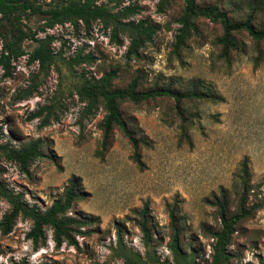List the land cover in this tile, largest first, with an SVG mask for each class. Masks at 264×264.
<instances>
[{
	"label": "rangeland",
	"instance_id": "374dc122",
	"mask_svg": "<svg viewBox=\"0 0 264 264\" xmlns=\"http://www.w3.org/2000/svg\"><path fill=\"white\" fill-rule=\"evenodd\" d=\"M55 1L39 3L48 7ZM196 1L217 4L234 21L251 16L257 29L264 28V0ZM99 2L113 5L115 0ZM132 4L139 11L127 21L147 20L158 26L138 56L126 55V33L120 32L116 42L110 29L98 21L88 32L66 23L46 28L45 33L55 36L52 46L60 54L46 76H36L37 64H28L27 55L12 62L9 77L0 68V183L44 211L77 176L85 197L68 214L87 218L89 223L82 235H76L79 248L65 243L56 248L52 231L46 228V244L34 249L26 237L31 220L19 217L9 234L0 232V264H124L116 249L117 224L125 248L144 261L147 256L138 227V212L144 207L155 238L149 253L158 260L145 264H210L209 231L220 228L215 202L224 195L227 212H236L240 189L235 175L244 157L250 173L247 207L254 211L235 226L229 262L259 264V258H264V40L236 32L238 48L226 59L218 43L223 33L220 24L199 17L184 46L174 51L178 19L189 9L190 0H121L120 5ZM42 22L36 15L27 24L35 29ZM23 46L31 50L34 43L26 40ZM78 51L93 54L95 61L69 67ZM110 70L117 72L111 81L114 87H125L138 77V89H208L216 97L184 100L183 117L170 97L120 101L123 118L134 136L142 138L137 163L131 142L117 127L109 146L102 149L103 104L85 115V102L75 92L82 72L97 79ZM34 85L31 97L18 99L19 93ZM41 106H50L58 119L42 125V117H32ZM36 140L46 156L35 157L25 171L9 157V149ZM172 207L180 218L184 254L194 248L185 261L176 262L168 248ZM9 209L0 197V220Z\"/></svg>",
	"mask_w": 264,
	"mask_h": 264
},
{
	"label": "trees",
	"instance_id": "16d2710c",
	"mask_svg": "<svg viewBox=\"0 0 264 264\" xmlns=\"http://www.w3.org/2000/svg\"><path fill=\"white\" fill-rule=\"evenodd\" d=\"M100 0H56L48 7H43L39 0H0V68L3 76L9 77L12 74V62L24 55H27L28 64H37L36 76H46L52 65H56L59 51H55L52 44L55 36L45 33L46 28H52L56 24H70L75 30L80 26L86 32L89 31L93 22L98 21L104 28L110 29V38L120 42L119 33H126L129 39V45L126 55H139V49L152 40L153 34L158 26L152 25L147 20H139L137 23L127 21V17L139 11V6L128 5L121 7V0H115L113 5L104 4ZM41 16L42 24L33 29L27 22L33 16ZM199 17L208 18L215 23H219L223 33L218 39L222 46V56L229 57L231 50L237 49L238 45L234 34L239 31H246L255 41L264 40V28L257 29L252 24V17L247 16L244 20L234 21L227 12L217 4H203L196 0H190L189 9L183 10L178 19L180 25L175 35L173 44L174 51L184 46L187 38L191 36L195 29V19ZM39 32L45 33L43 37ZM26 40H31L34 46L31 50H26L23 46ZM95 61V56L91 53L82 54L78 51L68 62L69 67L83 63L91 64ZM117 72L110 70L103 76L95 79L88 78L81 73V78L75 85V92L80 101L85 102V115L93 113L95 106L101 102L105 109V115L99 123L102 130V149H106L110 144V137L114 128H119L128 138L134 148V159L140 163L138 148L142 138L134 136L133 130L128 126L119 109V102L129 100L134 103L156 98L159 96L170 97L174 101L176 113L183 117L182 105L184 100L211 99L216 96L206 90L196 88L180 90L170 86H155L147 89H138V77L132 79L125 87H114L112 79L116 77ZM36 91V85L28 87L22 93L18 94V99L31 97ZM32 117H42V125H47L52 120H57L55 110L50 106H41L32 113ZM9 157L15 160L21 169L27 170L29 163L35 157H45L46 154L40 148L38 140L19 148L9 149ZM250 173L247 158L244 157L241 167L235 175V184L240 189L238 207L235 213L229 214L226 210V199L222 198L215 202L217 207L220 228L209 231V236L213 238L211 246L210 264H230L232 253L228 247L231 244L232 235L235 226L244 218L248 217L254 209L247 207V193L250 190ZM0 197L5 199L10 209L2 216L0 220V232L7 235L11 232L16 220L19 217L31 220V227L26 237L31 240L34 249L46 244V228L52 231V241L56 248L61 247L63 243L79 248L76 235H82V228L88 225L87 218L69 215L68 212L74 203L83 197L85 192L81 189L79 177L73 176L68 181L62 195L55 198L50 206L42 211L35 204H29L25 201L22 194H13L0 183ZM138 227L142 234L141 241L145 248L147 258L142 261L140 254L132 252L125 248L122 243L121 228L116 227V249L121 252L124 264H145L146 262L157 263L149 250L155 240L152 226L149 220L148 208L144 207L139 212ZM171 235L168 248L172 258L176 261H185L194 248L189 247L191 251L188 255L184 254V248L181 245L182 228L179 224L175 208L172 207L169 213ZM17 264V263H15ZM259 264H264V258H259Z\"/></svg>",
	"mask_w": 264,
	"mask_h": 264
}]
</instances>
